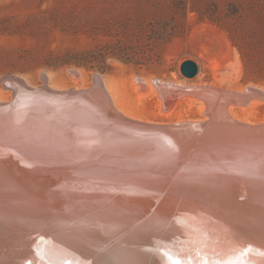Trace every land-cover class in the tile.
<instances>
[{"label":"bare ground","instance_id":"bare-ground-1","mask_svg":"<svg viewBox=\"0 0 264 264\" xmlns=\"http://www.w3.org/2000/svg\"><path fill=\"white\" fill-rule=\"evenodd\" d=\"M41 79L2 77L1 259L264 264V119L237 114L264 88L153 79L165 109L175 89L204 103L200 118L158 122L126 114L100 74Z\"/></svg>","mask_w":264,"mask_h":264},{"label":"rangeland","instance_id":"rangeland-1","mask_svg":"<svg viewBox=\"0 0 264 264\" xmlns=\"http://www.w3.org/2000/svg\"><path fill=\"white\" fill-rule=\"evenodd\" d=\"M186 60L199 66L192 79L181 72ZM43 72L59 87L102 75L132 117L200 118L204 103L182 90L165 109L153 79L264 88V0H0V98L11 96L3 76L38 86ZM237 114L261 121L264 103Z\"/></svg>","mask_w":264,"mask_h":264},{"label":"water","instance_id":"water-1","mask_svg":"<svg viewBox=\"0 0 264 264\" xmlns=\"http://www.w3.org/2000/svg\"><path fill=\"white\" fill-rule=\"evenodd\" d=\"M181 72L185 77L188 78H193L195 77L198 72H199V66L198 64L193 61V60H186L182 63L181 65ZM6 221H0V234L1 232L6 229V225H5ZM46 241V240H45ZM44 245L38 246L40 247V250L45 251V247H47L45 244H56L52 241H49V243H42ZM40 245V244H39ZM27 251V248H24ZM34 245L31 246V250L34 251ZM68 249V248H66ZM71 251V250H70ZM2 252H0L1 255ZM73 252H69L67 255H63L62 259H59L58 263L55 262V264H90V262H93L92 258H83L82 256H80V254L76 253L72 254ZM36 256V257H35ZM1 257V256H0ZM38 256L36 254L32 255V258L27 257L26 259H21V260H17L16 262H10V261H4L3 259L0 258V264H37L39 263L38 261ZM89 259H91L89 261Z\"/></svg>","mask_w":264,"mask_h":264}]
</instances>
